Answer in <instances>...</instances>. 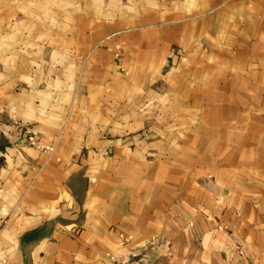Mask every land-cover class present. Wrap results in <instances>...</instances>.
Here are the masks:
<instances>
[{
  "label": "crops",
  "instance_id": "obj_1",
  "mask_svg": "<svg viewBox=\"0 0 264 264\" xmlns=\"http://www.w3.org/2000/svg\"><path fill=\"white\" fill-rule=\"evenodd\" d=\"M0 264H264V0H0Z\"/></svg>",
  "mask_w": 264,
  "mask_h": 264
},
{
  "label": "built area",
  "instance_id": "obj_2",
  "mask_svg": "<svg viewBox=\"0 0 264 264\" xmlns=\"http://www.w3.org/2000/svg\"><path fill=\"white\" fill-rule=\"evenodd\" d=\"M41 147H42V148H46V149H49V148H48L47 146H43V145H41Z\"/></svg>",
  "mask_w": 264,
  "mask_h": 264
}]
</instances>
